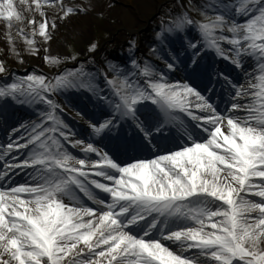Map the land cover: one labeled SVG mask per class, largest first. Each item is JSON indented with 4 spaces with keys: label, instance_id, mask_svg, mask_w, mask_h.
<instances>
[{
    "label": "snow or ice",
    "instance_id": "1",
    "mask_svg": "<svg viewBox=\"0 0 264 264\" xmlns=\"http://www.w3.org/2000/svg\"><path fill=\"white\" fill-rule=\"evenodd\" d=\"M86 12L75 0H0V264H264V0H174L155 46L136 56L131 43L124 66L95 60L96 44L84 60L50 54L59 27ZM174 36L190 62L168 50ZM25 53L56 70L10 71ZM207 53L239 79L205 66ZM18 108L35 119L11 126ZM186 120L180 142L171 129Z\"/></svg>",
    "mask_w": 264,
    "mask_h": 264
},
{
    "label": "rangeland",
    "instance_id": "2",
    "mask_svg": "<svg viewBox=\"0 0 264 264\" xmlns=\"http://www.w3.org/2000/svg\"><path fill=\"white\" fill-rule=\"evenodd\" d=\"M143 1L151 9L149 13L143 14L142 11L137 10L135 6L121 5V11L118 13V16L121 18L114 27H109L104 17H92L91 25L94 24V28H90L88 40L82 44L75 40L64 41V44L59 49L60 55L70 56L75 53L81 60H84L88 56L86 51L87 48L91 46V44H96L97 52L94 57L95 60L101 55L105 58L109 53L121 48L124 49L122 52L128 54L127 57L129 58V46L131 43L135 42L137 46L135 55L137 56L141 46H139L135 40V35H142L143 33H148V31L153 35L155 31H159L161 17L166 11L173 8L174 2V0ZM172 54L174 57L183 59L179 52ZM155 63L158 65V62ZM9 65L11 67L10 71L15 72L17 75H25L26 73L24 71L26 68H28V71H31L29 67L25 65L22 66L18 63H11L9 61ZM38 70L52 72L56 69L45 65L42 60H40Z\"/></svg>",
    "mask_w": 264,
    "mask_h": 264
},
{
    "label": "bare ground",
    "instance_id": "3",
    "mask_svg": "<svg viewBox=\"0 0 264 264\" xmlns=\"http://www.w3.org/2000/svg\"><path fill=\"white\" fill-rule=\"evenodd\" d=\"M75 2L85 7L87 9V12L86 14H82L77 17H73L68 21H65L59 27L58 32L55 34L54 42H52L51 44V52H50L51 55L60 54L59 49L64 44V41L75 40L81 44L87 41L90 34L89 31L90 28H94V24L91 25L92 17H99V16L104 17L107 23L109 24V27H114L121 18L118 16V13L121 11L120 10L121 5L135 6V8L139 11H142L143 14L149 13V11L151 10L143 0H75ZM4 31H5L4 26L2 23H0V37L3 36ZM190 31L191 30H189L185 35H187ZM150 33L151 32L148 31V33L146 32L143 33L142 35H138V34L135 35V40L137 41L138 45L141 46V49H139L137 56H142L146 54L147 48L153 46V44L156 42L153 38V35ZM176 37L177 36H174L172 38H176ZM0 48H5V44L2 38H0ZM19 48L23 52L24 46L22 42L20 43ZM122 51H124V49L122 48L117 49L116 51L109 53V55H106L105 58L101 55L100 57H97L96 60L97 61L99 60L98 62H102L107 59L113 61L116 64L124 66L129 59L127 57L128 54ZM43 55L44 53L41 52V56ZM23 58L27 61L25 66L29 67L30 69L33 67L38 69L39 61L41 59L34 58L32 56L27 55L26 53L24 54ZM9 61L11 63H16L15 60H9ZM222 66L225 67L226 65H222ZM233 77L235 80L239 79L238 74L233 75ZM73 96H75V94L73 95L70 94L67 96V98L69 103L73 107H75V104L73 103L74 100H72ZM79 98L80 97H78L77 99ZM27 111L32 112L31 109H27ZM120 136L124 137L123 135ZM127 138L131 139L129 135ZM183 138L187 139V136ZM133 140L141 143V141H139L136 137H133ZM141 156H144V153ZM147 156L148 155H146L145 157Z\"/></svg>",
    "mask_w": 264,
    "mask_h": 264
}]
</instances>
